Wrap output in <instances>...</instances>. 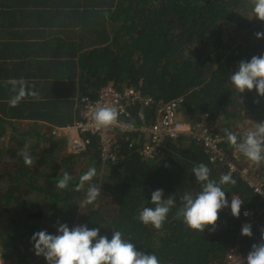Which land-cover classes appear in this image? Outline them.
<instances>
[{"label":"trees","instance_id":"16d2710c","mask_svg":"<svg viewBox=\"0 0 264 264\" xmlns=\"http://www.w3.org/2000/svg\"><path fill=\"white\" fill-rule=\"evenodd\" d=\"M258 32H264V21L255 18L252 0H0L1 39L20 36L22 51L28 50L27 40H50L30 44L36 65L46 67L50 77L39 74L33 88L27 83L38 97L28 96L10 107L16 93L8 87V78L0 82L3 264H47L35 255L31 238L42 230L56 235L60 224L100 228V236L109 240L113 231H120L138 252L155 254L160 264H228L231 247L238 248L246 264L252 246L261 243L264 197L241 173L212 162L202 144L183 137L170 140L159 157L143 161L138 145L130 147L123 139L116 160L104 163L97 138L84 136L89 145L74 154L68 140L52 131L81 120L82 98L97 99L107 86H128L153 102L138 106L134 115L142 111L152 123L159 106L181 100L178 119L191 125L207 122L231 150L225 129L242 137L236 130L240 124L249 119L264 122V97L255 89L239 93L231 83L241 61L264 55V38L257 39ZM8 57L4 61H14ZM32 57L21 53L18 69L31 65ZM7 117L19 123L12 125ZM26 144L32 166L19 155ZM241 158L238 167L261 181L264 192V162L253 163L243 154ZM200 163L217 183L224 174L235 180L220 185L229 205L232 196L244 202L239 218L232 216L230 207L221 210L214 231L211 226L193 231L177 217L183 195L202 190L192 172ZM92 167L97 175L77 191L79 177ZM63 172L71 180L68 188L59 189ZM90 184L101 187V196L82 205ZM158 189L165 199L175 196V206L160 229L138 219L143 208L155 207L151 194ZM246 210L254 212L252 220L243 219ZM244 224L251 225V238L241 235Z\"/></svg>","mask_w":264,"mask_h":264},{"label":"clouds","instance_id":"9594fccd","mask_svg":"<svg viewBox=\"0 0 264 264\" xmlns=\"http://www.w3.org/2000/svg\"><path fill=\"white\" fill-rule=\"evenodd\" d=\"M252 3L255 18L264 21V0H252ZM256 37L257 39L264 38V32L256 33ZM8 83L12 85V89L16 93L9 101L10 107H17L28 96L36 98L39 95L38 92L29 90L27 81L23 78L11 79ZM231 83L239 93L255 89L260 97H264V55L253 56L250 61H241L238 71L231 74ZM118 117V110L112 106H97L92 114L95 125L103 128L114 125L118 121ZM253 124L254 128L248 129L242 137H238L237 134L227 129L224 131L230 145L253 163L259 164L264 162V122ZM28 148L29 146L26 144L19 155L23 157L26 166H32L34 162ZM243 171L247 172L244 177L259 181L250 175L248 169H241L239 173L242 177ZM192 172L197 182L202 185V190L195 196L185 193L182 197L183 206L177 211V217H182L188 228L203 232L207 226H211L214 231L219 212L228 207H230L232 216L239 218L244 202L240 198L232 196L229 205L225 191L220 187L223 184H235V180L230 174H224L217 183L210 179V169L203 163L193 167ZM96 175V168H89L79 177L80 182L76 186V190L83 189L85 183L92 181ZM70 180L69 173L63 172L57 187L59 189L68 188ZM244 180L246 179L244 178ZM262 193L261 196L264 197L263 190ZM100 196L101 187L90 184L82 205H91ZM151 204L155 207L143 208L139 212L138 219L144 225L150 224L154 228L160 229L167 219L168 213L175 206V196L165 199L163 190L158 189L151 194ZM246 211L253 213V219L254 212ZM246 211L242 215L244 220H248L244 218V215H248ZM241 235L252 237L250 224L242 226ZM31 241L34 245L35 255L43 256L47 264H160L155 254L146 255L138 252L132 243L122 238L120 231H113L112 238L109 240L107 236H100V228L89 229L87 225H79L70 229L67 224H60L56 235L42 230L34 233ZM233 248L238 250L237 247H231L230 250ZM239 254L241 255L240 252ZM242 260L244 261L243 257ZM246 264H264V231H262L261 243L254 244L248 253Z\"/></svg>","mask_w":264,"mask_h":264},{"label":"built area","instance_id":"2783aa9c","mask_svg":"<svg viewBox=\"0 0 264 264\" xmlns=\"http://www.w3.org/2000/svg\"><path fill=\"white\" fill-rule=\"evenodd\" d=\"M152 103V99L144 98L136 88L124 86L122 90H118L114 86H107L99 92L97 99L84 97L80 100V121L71 127L55 129L52 134L64 136L68 140L69 151L74 154L84 152L89 145V140L84 139V136L97 138L104 163L116 160V150L123 139L130 143V147L138 145V152L143 161H152L162 154L168 141L181 137L189 138L204 146L206 152L211 155L212 162L224 164L230 173L241 172L237 151L224 147L225 140L213 132L207 122L201 121L191 125L178 119L181 100L159 106L152 123L148 122L142 111L133 114L138 106L149 107ZM97 106L115 107L119 113L118 121L107 128L97 127L92 120L93 110ZM246 173L242 172L243 177ZM244 178L256 193L263 195V185L260 181ZM246 212L248 215H244V218L252 219L253 213ZM227 261L228 264H242L243 260L238 250L233 248Z\"/></svg>","mask_w":264,"mask_h":264},{"label":"crops","instance_id":"0c3cea01","mask_svg":"<svg viewBox=\"0 0 264 264\" xmlns=\"http://www.w3.org/2000/svg\"><path fill=\"white\" fill-rule=\"evenodd\" d=\"M9 37L10 36H7L6 38H2V39L0 38V82L5 83L6 78H8L9 80H11V79L19 80V78L22 76L24 78V80L27 81V83H29V86L32 87L34 84L38 83V81H39L38 75L39 74L44 73L45 74L44 79L50 78L49 76L46 75V72H45L47 70L46 67H44L42 65L41 66L36 65L38 62V58H37L36 54L34 55L35 57L34 56L32 57V53H34V52H33L32 46L30 45V44L39 45L41 43L49 44L50 40L43 38V39L27 40L25 42L24 37H22L23 41L25 43H28V50L22 51L20 49L22 46L17 43V40L20 39V36H17V37L13 36L9 40H6ZM29 38H32V37H29ZM2 49H4L5 51H3ZM21 53L24 57H26V56L32 57L31 59L28 58V60L32 64L29 66H25L22 69V71H20L18 69V67L16 66V64H18L21 61L19 59V56ZM9 55L13 56L14 61H4V59H11L8 57ZM49 60H51V59L49 58ZM25 61H26V59L23 58L22 62H25ZM12 64L15 65L13 69H11V66H10ZM10 85L11 84H9L8 87H10ZM32 88H30V89H32ZM5 92H6V90H5ZM4 95H5V93H4ZM1 114L2 113L0 112V115ZM6 119L11 121L13 123L12 125L19 123V121L17 119H12L9 117H7ZM12 125H11V127H12ZM41 125H44L47 128L50 127L46 123H42ZM11 127H9L8 130L12 129ZM4 139L7 141L8 137H5Z\"/></svg>","mask_w":264,"mask_h":264},{"label":"rangeland","instance_id":"374dc122","mask_svg":"<svg viewBox=\"0 0 264 264\" xmlns=\"http://www.w3.org/2000/svg\"><path fill=\"white\" fill-rule=\"evenodd\" d=\"M253 121L251 119L249 120H246L242 125L240 124L238 127H237V132L239 133H245L248 129H251V128H254V124L252 123ZM234 147H233V150L234 151ZM237 151V154L239 155V158H240V161H241V152H239L237 149H235ZM0 262H2V260L0 259Z\"/></svg>","mask_w":264,"mask_h":264},{"label":"bare ground","instance_id":"6f19581e","mask_svg":"<svg viewBox=\"0 0 264 264\" xmlns=\"http://www.w3.org/2000/svg\"><path fill=\"white\" fill-rule=\"evenodd\" d=\"M75 124H76V123H75ZM75 124H74V125H75ZM74 125H73V126H74ZM69 127H71V126H69ZM65 128H67V127H65ZM55 129H58V128H54L53 130H55ZM81 153H82V152H81ZM79 154H80V153H79Z\"/></svg>","mask_w":264,"mask_h":264}]
</instances>
